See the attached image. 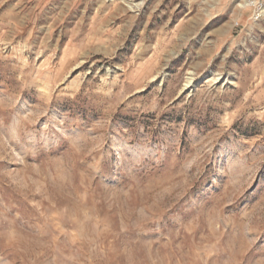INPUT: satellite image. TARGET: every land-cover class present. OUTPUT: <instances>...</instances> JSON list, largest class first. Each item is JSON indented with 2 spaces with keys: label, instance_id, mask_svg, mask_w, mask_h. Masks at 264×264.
Instances as JSON below:
<instances>
[{
  "label": "rangeland",
  "instance_id": "obj_1",
  "mask_svg": "<svg viewBox=\"0 0 264 264\" xmlns=\"http://www.w3.org/2000/svg\"><path fill=\"white\" fill-rule=\"evenodd\" d=\"M0 264H264V0H0Z\"/></svg>",
  "mask_w": 264,
  "mask_h": 264
}]
</instances>
